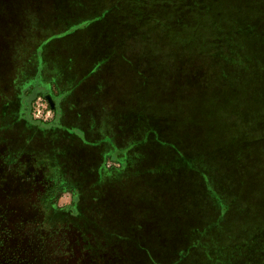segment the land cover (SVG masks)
Segmentation results:
<instances>
[{
    "label": "rangeland",
    "instance_id": "obj_1",
    "mask_svg": "<svg viewBox=\"0 0 264 264\" xmlns=\"http://www.w3.org/2000/svg\"><path fill=\"white\" fill-rule=\"evenodd\" d=\"M100 3L0 0V91L89 26L114 35L99 97L120 99L86 143L0 116V264H264V0Z\"/></svg>",
    "mask_w": 264,
    "mask_h": 264
},
{
    "label": "crops",
    "instance_id": "obj_2",
    "mask_svg": "<svg viewBox=\"0 0 264 264\" xmlns=\"http://www.w3.org/2000/svg\"><path fill=\"white\" fill-rule=\"evenodd\" d=\"M99 40V30L89 26L61 30L38 44L35 60L21 61L23 70L9 71L8 90L0 91V116L7 127L13 129L21 122L32 131H82V137L84 131H116L113 123L106 127L99 116L100 100H114L108 95L100 98L99 85L118 84L117 75L114 82V76L111 82H105L113 62L109 63L110 51L101 47ZM31 62L34 64L29 68ZM32 84L46 85L45 93L52 96L56 105V120L61 124L58 127L41 129L24 121L27 117L23 116V95Z\"/></svg>",
    "mask_w": 264,
    "mask_h": 264
},
{
    "label": "trees",
    "instance_id": "obj_3",
    "mask_svg": "<svg viewBox=\"0 0 264 264\" xmlns=\"http://www.w3.org/2000/svg\"><path fill=\"white\" fill-rule=\"evenodd\" d=\"M100 2L102 3V0H100ZM99 4V17L97 16V15H95V17H93V18H96V17H98V20L99 19H101V18H103L102 17V12H101V6H102V4ZM89 19H91V18H89ZM64 30V29H63ZM96 30H99V27H97L96 28ZM60 32V31H59ZM58 33V32H57ZM53 34H56V33H53ZM51 36V35H50ZM47 38V37H46ZM99 38H101V39H103V41H102V44L104 43V40L106 39L107 41H110V39H112V40H114L113 38H114V35L112 34V33H110L109 31H107V32H100L99 31ZM45 39V38H44ZM44 39H41V40H39V45L41 44V42L44 40ZM38 44H37V46H38ZM117 48H116V45L113 47H111V48H109L108 49V51H110V54H108L109 56V59H111V60H109V63L112 61V62H114V50H116ZM36 50H37V47H36ZM37 52V51H36ZM113 58V59H112ZM107 61V59L105 60V62ZM113 65H114V63H113ZM119 93V92H118ZM45 92H43V91H40V92H37L36 93V95L33 97V99H32V101H31V103H30V110H29V115H28V117L27 118H25L24 119V121H26V122H28V123H31L32 125H35V126H37L38 128H41V129H53V128H56V127H58L59 125H61V124H59L58 122V120H56V110H54V117H53V119L52 120H49V121H42V120H37V119H34L33 118V115H32V108H33V103H34V101L37 99V97H39V96H45ZM108 94H105V96H107ZM108 96H110V97H113V94L112 95H108ZM20 97V96H19ZM117 97V96H116ZM21 98V97H20ZM115 101H120V99L119 98H115L114 97V100H112V102L111 103H113V102H115ZM103 102H106V105L107 104H111V103H109V102H107L106 100H104ZM128 101H126L124 104H126ZM20 104V103H19ZM125 106V105H124ZM109 107V106H108ZM107 107V108H108ZM119 107V106H118ZM126 107V106H125ZM120 110V109H119ZM119 110L116 112V118H118V112H119ZM114 112V111H113ZM115 113H113L112 114V118H110V120L108 121V123H107V121H105V119H103V117H101L103 120H102V122L105 124V126L106 127H108V126H110V124L111 123H113V121H114V117H113V115H114ZM142 116V114H140V115H136V117L134 118V121H133V124H134V126H136V122H138V123H140L141 124V126H143V129L145 128V126H146V124H145V120H144V118L143 117H141ZM148 116H150L149 117V120L151 119V115H150V113H149V115ZM125 117V116H124ZM126 118V117H125ZM128 121V119H121V121ZM18 124V123H17ZM16 124V125H17ZM125 124V123H124ZM124 124H121V126H123ZM15 125V126H16ZM120 126V125H119ZM152 126V125H151ZM119 128V127H118ZM28 130H29V127H28ZM50 132H53V131H50ZM68 132H70V133H76V132H79V131H68ZM92 132H96V131H92ZM96 133H99V131H97ZM79 137H81V140H83V142H85L86 143V141L83 139V137L82 136H80V133H79ZM98 139H96V140H94V142H96ZM96 143H93V145H95ZM149 164L151 163V161H147ZM143 165V164H142ZM142 165H140V166H142ZM138 168H139V166H138ZM154 172L156 173V170H154Z\"/></svg>",
    "mask_w": 264,
    "mask_h": 264
},
{
    "label": "built area",
    "instance_id": "obj_4",
    "mask_svg": "<svg viewBox=\"0 0 264 264\" xmlns=\"http://www.w3.org/2000/svg\"><path fill=\"white\" fill-rule=\"evenodd\" d=\"M48 95L45 94V96H39L34 101L32 108V115L34 119L42 121H49L53 119L55 113L54 110H56V105L55 108L51 106L47 98Z\"/></svg>",
    "mask_w": 264,
    "mask_h": 264
},
{
    "label": "water",
    "instance_id": "obj_5",
    "mask_svg": "<svg viewBox=\"0 0 264 264\" xmlns=\"http://www.w3.org/2000/svg\"><path fill=\"white\" fill-rule=\"evenodd\" d=\"M47 98H48V100H49L51 106H52L53 108H55V102H54V100L52 99V97H51L50 95H48Z\"/></svg>",
    "mask_w": 264,
    "mask_h": 264
}]
</instances>
